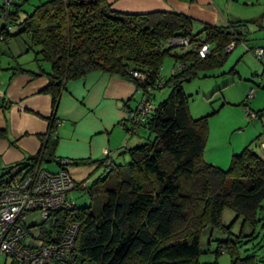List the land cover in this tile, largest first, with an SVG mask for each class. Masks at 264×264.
Listing matches in <instances>:
<instances>
[{
    "label": "trees",
    "instance_id": "16d2710c",
    "mask_svg": "<svg viewBox=\"0 0 264 264\" xmlns=\"http://www.w3.org/2000/svg\"><path fill=\"white\" fill-rule=\"evenodd\" d=\"M24 3L4 2L0 17L5 23L0 33L6 42L12 37H27L30 52L40 48L38 61L49 65L50 72L40 66L41 73L34 75L48 78L43 93L52 97L54 113L68 83L92 73L133 82L141 100L147 96L153 101L155 91L171 90L142 125L131 118L134 109H127L122 125L129 139L144 129L154 136L136 148H123L130 155L129 163L71 160L73 164L63 166V160L55 156L58 141L50 136L54 132L51 123L50 135L40 137V152L0 177L1 191L8 181L39 163L57 164L56 172L73 166H95L92 174L103 170L81 189L90 196V206L53 213L36 228L40 244L60 243L67 227L76 223L81 226L76 253L86 263L199 264L202 234L207 228L232 235L231 227L223 223L226 210L234 212L235 221L241 220L243 227L256 231L262 221L259 213L264 212V159L248 147L233 156L228 170L208 163L204 153L209 118L192 117L189 96L183 91V85L200 72L222 66L231 54L227 48L232 43L237 42L236 49L246 42L244 23L225 27L205 24L203 31L194 35V18L188 15L121 13L107 0H51L19 23ZM6 23L11 26L9 32H5ZM12 23L20 26L17 34H13ZM176 37H190L197 47L207 44L210 54L201 58L194 48L185 53L166 50L167 42ZM167 57L184 68L164 80L161 71ZM131 72L147 78L140 82ZM0 136L5 137V131H0ZM239 244L232 239L221 242L217 253H228L231 264H264L254 255L241 258Z\"/></svg>",
    "mask_w": 264,
    "mask_h": 264
},
{
    "label": "crops",
    "instance_id": "0c3cea01",
    "mask_svg": "<svg viewBox=\"0 0 264 264\" xmlns=\"http://www.w3.org/2000/svg\"><path fill=\"white\" fill-rule=\"evenodd\" d=\"M107 2L113 10L121 13L176 12L219 26L216 23L220 17L215 9L199 8L194 1ZM211 2L204 0L202 4L210 5ZM27 40L12 37L8 42L0 43V131L6 133L5 137L0 136V171L4 172L0 177L11 167L24 164L40 152V137L50 135L51 123L54 124V133L50 136L58 141L57 160L93 163L109 160L120 164L118 158L126 142L122 123L127 109L136 108L140 102L136 85L118 76L89 74L68 83L54 113L52 97L43 93L49 85L48 78L34 75L41 73V68L49 73L50 68L38 61L40 57L33 52L35 50L28 51ZM5 100L9 104L7 101L4 104ZM73 167L67 169L69 174ZM77 168H87L91 174L96 169L95 166ZM102 172L97 173L101 175ZM84 182L90 185L89 180Z\"/></svg>",
    "mask_w": 264,
    "mask_h": 264
},
{
    "label": "rangeland",
    "instance_id": "374dc122",
    "mask_svg": "<svg viewBox=\"0 0 264 264\" xmlns=\"http://www.w3.org/2000/svg\"><path fill=\"white\" fill-rule=\"evenodd\" d=\"M16 1L19 4L24 3L23 0ZM49 1L51 0H29L24 3L19 23L23 22L27 15L33 13L37 6ZM180 1L188 3L194 1L198 3L199 8L215 9L220 17L216 25L220 27L237 21L244 23L242 30L245 33L246 42L239 43L222 66L200 72L197 78L183 85V91L189 96L192 117L195 120L209 118V138L204 153L205 160L221 169L228 170L233 156L242 153L248 147L264 159V147H262L264 144V56L259 59L252 51L264 49V0H212L210 5L202 4L204 0ZM4 2L6 0H0V7ZM4 23L0 17V28ZM11 25L13 34L20 32L19 25L15 23ZM204 26L205 23L200 19H194V35L201 33ZM34 50L33 52L38 54L40 48ZM166 50L176 49L166 48ZM177 52H179L178 48ZM46 66L50 68L49 65ZM174 66V59L167 57L161 71L164 80L171 78ZM252 91L255 96L249 99ZM137 92L139 94V90ZM170 93V88L155 91L153 105L158 107L169 97ZM138 99L141 101V95ZM125 136L126 142L123 146L130 148H136L154 139V136L145 129L130 139L126 132ZM123 153L118 158V163L121 165L130 161L129 153ZM43 167L53 172H56L58 168L55 163L44 164ZM16 172L17 170L12 175ZM69 172L72 178L79 183L89 180L91 184L100 176V173L91 174L87 168L73 167ZM3 173L0 171V175ZM72 198L79 208L88 207L91 204L90 196L85 190L73 192ZM259 218H262V221L252 233L251 228L243 227L241 220L235 221L234 212L226 210L223 223L231 227L232 235L223 230L207 228L202 234V255L199 258V264H231L232 258L228 253H217L220 243L229 239L240 243L241 258L254 255L258 260H264V212L259 213ZM39 223L42 221L39 220ZM242 233L245 238H239ZM0 264L16 263L11 258L0 254Z\"/></svg>",
    "mask_w": 264,
    "mask_h": 264
},
{
    "label": "built area",
    "instance_id": "2783aa9c",
    "mask_svg": "<svg viewBox=\"0 0 264 264\" xmlns=\"http://www.w3.org/2000/svg\"><path fill=\"white\" fill-rule=\"evenodd\" d=\"M11 1L7 0L6 3L9 4ZM10 30L11 26L6 23L5 32ZM2 42H6V39L4 34L0 33V43ZM236 44L233 43L228 47L227 52H232ZM166 48L176 51L178 48L182 53L192 51L194 48L201 58H206L211 50L207 44L201 47L193 46L188 37L173 38L167 42ZM254 54L262 59L264 49H256ZM183 68L184 64L178 63L172 69V75L178 74ZM130 74L140 82L147 78L137 72ZM254 96L252 91L249 99ZM155 110L152 101L147 96H143L131 113V118L135 124L142 125L147 116ZM254 117L256 118L255 115ZM125 149L128 147L125 146ZM107 154L109 153L106 152ZM62 164L67 167L73 164V161L63 160ZM87 186V183L75 181L67 170L63 169L55 173L44 168L41 163L30 166L16 178L8 181L0 191V254L11 258L16 264H89L76 253V240L81 228L79 224L69 225L60 243L53 245L40 244L36 229L53 213L76 209L77 203L72 198L73 192L86 189ZM39 220L42 223L38 224Z\"/></svg>",
    "mask_w": 264,
    "mask_h": 264
}]
</instances>
